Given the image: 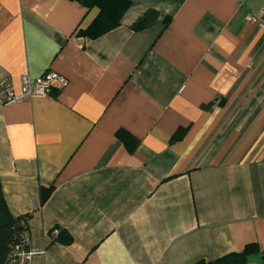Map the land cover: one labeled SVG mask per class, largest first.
Segmentation results:
<instances>
[{"label": "crops", "instance_id": "1", "mask_svg": "<svg viewBox=\"0 0 264 264\" xmlns=\"http://www.w3.org/2000/svg\"><path fill=\"white\" fill-rule=\"evenodd\" d=\"M101 5L118 24L100 30ZM48 70L67 83L19 93ZM0 75L18 93L0 181L28 264H191L247 243L264 264V0H0Z\"/></svg>", "mask_w": 264, "mask_h": 264}, {"label": "trees", "instance_id": "2", "mask_svg": "<svg viewBox=\"0 0 264 264\" xmlns=\"http://www.w3.org/2000/svg\"><path fill=\"white\" fill-rule=\"evenodd\" d=\"M80 1L85 4H91L93 2L100 3L101 0ZM100 7L101 10L95 18V23L99 26L100 30H106L118 24L121 10L118 11L117 15L112 16L104 8V5H101ZM155 15L156 11L154 9H148L145 14L138 17L132 25L136 28L146 26L153 20ZM123 133L124 131L122 129H119L116 132L117 136L120 138H124ZM51 190L52 184L48 187H40L41 202H44L46 200ZM21 221L24 222V225ZM23 227L27 228L25 216L13 215L9 211L3 196V190L0 181V264H8L10 262L11 248L16 242H18L17 234L21 231ZM59 237L62 242L66 243L71 241L72 239L71 235L68 232H61V234H59ZM255 249L256 245L254 243H247L241 251H233L212 260L200 259L194 261L191 264H247V256Z\"/></svg>", "mask_w": 264, "mask_h": 264}, {"label": "built area", "instance_id": "3", "mask_svg": "<svg viewBox=\"0 0 264 264\" xmlns=\"http://www.w3.org/2000/svg\"><path fill=\"white\" fill-rule=\"evenodd\" d=\"M259 16L258 13H248L247 19L255 20ZM53 81H57L60 86L67 83V78L53 70H48L37 77H30L29 75H22L20 82L19 93L29 96H45L52 92ZM18 93H16L11 82L4 76L0 75V104L13 100ZM24 225V222L21 221ZM53 234H58L59 229L53 228ZM18 242L11 248V258L8 264H28L32 254L29 249V232L27 228L23 227L17 234Z\"/></svg>", "mask_w": 264, "mask_h": 264}]
</instances>
